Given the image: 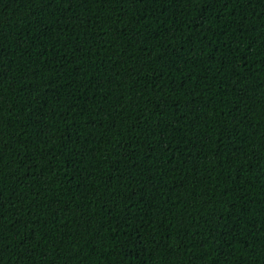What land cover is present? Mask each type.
<instances>
[{"label":"trees","instance_id":"trees-1","mask_svg":"<svg viewBox=\"0 0 264 264\" xmlns=\"http://www.w3.org/2000/svg\"><path fill=\"white\" fill-rule=\"evenodd\" d=\"M0 264H264V0H0Z\"/></svg>","mask_w":264,"mask_h":264}]
</instances>
